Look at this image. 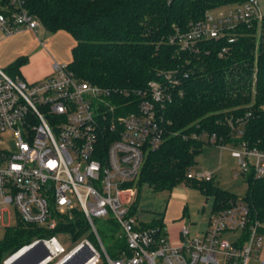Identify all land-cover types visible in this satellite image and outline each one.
Returning a JSON list of instances; mask_svg holds the SVG:
<instances>
[{
  "label": "built area",
  "instance_id": "obj_1",
  "mask_svg": "<svg viewBox=\"0 0 264 264\" xmlns=\"http://www.w3.org/2000/svg\"><path fill=\"white\" fill-rule=\"evenodd\" d=\"M11 2L16 9L10 15L0 12L3 34L12 35L22 28L36 31L40 23L22 8L23 1ZM263 14L257 0H245L189 21L186 29H177L168 42L188 54H198L204 50V40L225 37L231 43V31L249 26ZM226 48L221 47L218 56ZM161 78L143 88L116 92L125 93L129 101L113 105L109 89L79 78L65 63H54L51 72L36 81L11 76L0 68V141L9 134L16 147L14 151L0 149V217L13 206L17 220L41 230L39 237L0 264H10L28 250L32 259L46 253L38 264L259 262L264 222L251 218L242 199L211 211L206 228L199 233L191 235L186 222H181L177 245L170 243L162 222L148 225L138 217L136 181L146 154L166 135L170 122L165 110L179 84L174 71L163 72ZM125 106L131 111L124 113ZM235 128L232 125L231 131ZM240 134L237 130L234 139ZM192 137L220 148L229 144L204 131L192 133ZM231 143L237 147L230 151L238 168L234 176L264 180V150L248 148L242 141ZM187 175L213 179L209 171L189 169ZM77 212L99 246L86 236L73 239L66 229ZM98 219L120 230L123 246L115 258L101 241ZM65 233L72 240L68 248L56 236Z\"/></svg>",
  "mask_w": 264,
  "mask_h": 264
},
{
  "label": "trees",
  "instance_id": "obj_2",
  "mask_svg": "<svg viewBox=\"0 0 264 264\" xmlns=\"http://www.w3.org/2000/svg\"><path fill=\"white\" fill-rule=\"evenodd\" d=\"M11 1L0 0V12L10 15L16 9ZM22 1V8L46 30L72 36L75 44L68 68L79 78L109 89L113 105L129 101L125 93L116 92L143 88L151 80L162 79L163 72L174 71L179 79L173 102L165 110L170 122L166 135L146 154L136 181L137 203L138 183L155 190L179 184L196 188L210 200L211 211L236 199L213 179L188 177L187 171L206 145L192 133H214L222 143L242 141L248 148L264 150V14L231 31L233 42L225 37L206 39L202 52L188 54L168 42L177 29L185 30L189 21L204 18L213 9L245 0ZM225 46L227 51L218 56ZM24 62V57L19 58L6 71L15 74ZM128 111L131 107L125 106L124 113ZM237 130L241 134L234 139ZM244 177L241 199L249 206L251 218L264 222V180ZM75 214L66 229L73 239H80L87 233V224L80 212ZM40 235L38 227L17 220L15 227L6 228L0 242V262Z\"/></svg>",
  "mask_w": 264,
  "mask_h": 264
},
{
  "label": "rangeland",
  "instance_id": "obj_3",
  "mask_svg": "<svg viewBox=\"0 0 264 264\" xmlns=\"http://www.w3.org/2000/svg\"><path fill=\"white\" fill-rule=\"evenodd\" d=\"M257 3L258 11L264 13V0H257ZM223 8L225 7L219 9ZM219 9H213L210 12L215 13ZM49 35H53V33L43 26H39L37 33L34 34L43 42H47L46 37ZM59 53L61 54V52ZM63 55L69 56L68 50L63 51ZM8 74L15 76V74ZM0 149L14 151L16 149L14 138L9 134L4 135L0 141ZM232 149H237L233 143L225 144L223 148L211 144L203 145L195 157L194 165L190 169L191 171L211 172L213 183L216 186L233 194L237 200H241L246 190L245 177L241 174L234 176V172H237L238 168L235 159L230 155ZM138 189L137 215L143 219L154 218L152 221L155 223L162 220L172 245L178 244L177 234L181 222H186L191 235L205 228L211 212V204L210 200H205L196 188L179 184L172 189L155 190L145 183H138ZM16 225L17 219L14 207L9 206L7 211L0 217V242L4 239L6 228L15 227ZM96 229L109 255L115 258L117 250L123 246V241L119 238L120 230L103 219L96 220ZM56 236L64 247L68 248L71 245L72 240L66 233ZM85 236L93 244L99 246L94 235L86 233ZM262 238V245L258 254L259 262H250L249 264L264 263V231Z\"/></svg>",
  "mask_w": 264,
  "mask_h": 264
},
{
  "label": "crops",
  "instance_id": "obj_4",
  "mask_svg": "<svg viewBox=\"0 0 264 264\" xmlns=\"http://www.w3.org/2000/svg\"><path fill=\"white\" fill-rule=\"evenodd\" d=\"M36 33L37 30L22 28L12 35H4L0 30V68L7 70L17 59L24 57L25 62L19 67L15 75H19L27 81H36L48 75L54 63H69L71 49L75 44L69 33L62 30L52 32L53 35L46 37L47 42H43L34 36ZM67 50L69 56L63 55V51L66 52ZM140 219L148 225L155 223L152 221L154 218ZM159 221L162 222V220Z\"/></svg>",
  "mask_w": 264,
  "mask_h": 264
},
{
  "label": "water",
  "instance_id": "obj_5",
  "mask_svg": "<svg viewBox=\"0 0 264 264\" xmlns=\"http://www.w3.org/2000/svg\"><path fill=\"white\" fill-rule=\"evenodd\" d=\"M30 251L31 250L26 251L25 253H23L22 255L17 257L15 260H13L10 264H38L46 256V253H43L38 258L32 259L29 257ZM86 258H87V256H86ZM68 261H70V260H68ZM68 261H66L65 263H67Z\"/></svg>",
  "mask_w": 264,
  "mask_h": 264
}]
</instances>
